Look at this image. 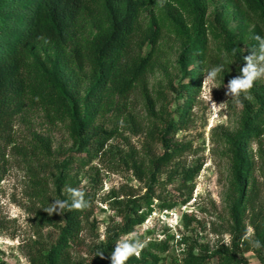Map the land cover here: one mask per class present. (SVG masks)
<instances>
[{"label":"rangeland","instance_id":"rangeland-1","mask_svg":"<svg viewBox=\"0 0 264 264\" xmlns=\"http://www.w3.org/2000/svg\"><path fill=\"white\" fill-rule=\"evenodd\" d=\"M207 1V21L218 25L216 15L224 11L227 29L243 45L251 42L256 27L237 3ZM168 11L185 12L172 0H160L157 7L144 9L141 25L148 27ZM214 27L210 56L193 75L186 70L194 65L185 69L181 63L189 41L164 32L153 48L149 74L127 94L89 97L98 74L87 64L80 85L60 80L69 93L88 97L81 118L90 121V150L72 136L71 114L60 119L24 98L7 129L0 131V264H40V255L57 245L67 246L74 264L91 263L98 248L114 251L130 236L145 241L152 253L146 258L144 248L130 262L136 257L148 264H187L186 253L193 250L210 256L207 264H237L225 255L229 248L249 264H261L247 201L255 188L264 208V133L237 145L256 97L264 109V77L239 97L229 96L227 84L239 74L227 58L216 88L204 83L227 56L216 34L220 28ZM92 28L90 23L89 32L95 34ZM59 60L53 44L32 48L30 62L48 73L58 71ZM188 85L193 86L187 90ZM171 122L177 123V131L169 128ZM102 133L109 140L99 148L94 140ZM174 147L182 148V154L163 160ZM241 165L243 183L237 179ZM196 168L200 172L188 179L185 174ZM70 189L83 192L87 203L80 213L76 210L80 225L75 233L68 232L73 208L51 216L44 211L54 200L71 204ZM136 207L147 219L130 227L128 217H136ZM234 240L242 251L234 250ZM245 243L252 250H244ZM106 259L111 263V257Z\"/></svg>","mask_w":264,"mask_h":264},{"label":"trees","instance_id":"trees-1","mask_svg":"<svg viewBox=\"0 0 264 264\" xmlns=\"http://www.w3.org/2000/svg\"><path fill=\"white\" fill-rule=\"evenodd\" d=\"M233 1L244 10L246 19L255 25L254 37H264V0ZM172 2L183 7L185 12L168 11L144 28L141 25L142 12L147 7H157L160 0H0V131L7 129L24 98L29 97L53 111L60 119L67 113L71 114L74 118L72 136L78 140L81 148L86 149L90 145V138L86 135L90 121L85 123L81 111L88 97L83 99L78 94L69 93L61 81L80 85L84 81L82 77L87 64L98 74L97 81L89 90V97L93 94V99H101L106 94H127L149 74L153 48L164 32L174 33L189 41L190 50L181 63L185 69L190 64L194 65L186 70L193 75L210 56L209 36L217 26L220 33L216 34L224 41L228 63L236 67L240 76V69L246 64L245 57L252 54L251 49L257 45V41L253 38L243 45L241 39L237 40L236 35L227 29L224 11L216 15L218 25L207 21V0ZM188 15H195V18L190 21ZM90 23L95 34L89 32ZM42 42L53 44L58 51L60 67L55 73H48V70L30 62L32 48ZM192 86L188 85L187 90ZM169 128L177 131V123L171 122ZM263 133L264 109L256 97L253 108L248 111L246 130L241 133L237 147L245 140L259 139ZM108 140L109 134L102 133L94 141L102 148ZM182 151V148L174 147L172 154L165 155L163 160L169 161ZM235 153L240 155L241 151L236 150ZM200 170L191 169L185 175L193 179ZM238 172L237 179L243 183L242 165ZM247 202L256 240L264 245V208L258 204L255 188ZM162 206L172 207L167 203ZM76 210L81 212L72 209L74 214L69 224L70 233H75L80 225L78 216H75ZM139 210L138 207L134 209L136 217H128V226H138L146 221L147 214L139 215ZM245 244L244 250H252L248 243ZM233 246L235 251L241 250L238 241L234 240ZM145 249V257L151 258V251ZM99 252H103V256H98ZM112 252L109 247L102 246L96 250L91 263L82 264H111L106 258L111 257ZM254 252L264 264V247H255ZM225 255L237 264H249L232 249L227 248ZM40 257L43 259L40 264H74L65 245H57ZM186 259L187 264H207L210 256L191 250L186 253ZM126 264L148 263L135 257L134 261H127Z\"/></svg>","mask_w":264,"mask_h":264},{"label":"clouds","instance_id":"clouds-1","mask_svg":"<svg viewBox=\"0 0 264 264\" xmlns=\"http://www.w3.org/2000/svg\"><path fill=\"white\" fill-rule=\"evenodd\" d=\"M254 39L257 41V45L251 49L252 54L245 57L246 64L240 69L241 75L231 79L227 84V94L231 97H239L241 93H246L253 87L258 79L264 77V37L257 35ZM236 53V50L233 49V54L236 55ZM225 64H227V58L224 63L213 67L206 74L204 83L208 82L213 85L212 89L216 88L214 87L216 80L221 73L227 70ZM211 100L212 98L209 101ZM223 104L224 103H221L219 106L215 105L221 107ZM69 191L72 196L71 204L66 200H54V202L51 203V206L44 209V211L51 216L53 213L62 214L65 208L80 209L87 206L83 192L77 189H70ZM224 244L228 246L227 237L225 238ZM146 246V242L140 240L137 236H130L119 241L111 254V264H126L131 257H138ZM255 247L261 248L264 247V245H262L259 240H256ZM103 254V252H99L98 256H103Z\"/></svg>","mask_w":264,"mask_h":264}]
</instances>
